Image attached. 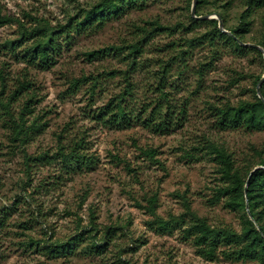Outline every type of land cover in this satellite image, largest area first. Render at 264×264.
I'll return each mask as SVG.
<instances>
[{
    "label": "rangeland",
    "instance_id": "obj_1",
    "mask_svg": "<svg viewBox=\"0 0 264 264\" xmlns=\"http://www.w3.org/2000/svg\"><path fill=\"white\" fill-rule=\"evenodd\" d=\"M99 1L0 0V16L13 19L0 24V264H264L226 259L219 253L224 245L207 260L181 237L184 225L170 232L151 228L147 210L155 197V215L168 220L183 214L185 201L211 227L241 231L243 212L214 201L226 183L209 145L224 149L247 178L260 166L264 130L223 128L217 109L254 100L264 74L261 52L210 41V23L190 25L193 0H145L101 27L74 32L71 26L46 65L26 61L37 40L33 33L57 30ZM243 1L204 0L196 11L220 13L224 28L234 27ZM263 18L264 8L248 18L242 42L256 44ZM150 23L166 30L151 31ZM138 41L142 51L126 97L129 120L112 125L98 114L125 88L127 50L85 54ZM111 70L116 73L107 75ZM87 75L97 77L93 93L91 82L71 86ZM24 80L30 86L13 97ZM28 99L23 128L36 122L38 130L22 142L14 139V120ZM76 143L87 158L79 166L58 154ZM67 240L72 245L63 254L44 248ZM93 241L105 245L92 249Z\"/></svg>",
    "mask_w": 264,
    "mask_h": 264
},
{
    "label": "trees",
    "instance_id": "obj_2",
    "mask_svg": "<svg viewBox=\"0 0 264 264\" xmlns=\"http://www.w3.org/2000/svg\"><path fill=\"white\" fill-rule=\"evenodd\" d=\"M145 0H101L91 6L88 10L83 12V15L78 18H71L69 22L60 27L57 30L45 32L44 30H38L33 33L36 37L35 45L30 48L27 54L28 62L40 63L46 65L51 57V51L54 50L58 43L57 39L61 34H65L68 37V28L72 26V31L79 32L87 27H101L106 22L107 18L111 15L119 14L123 11L124 7L139 6ZM204 0H198L196 9ZM244 10L240 15L239 23L234 27L225 26V29L231 33V35L222 33L217 27V21L215 19L200 21L195 20L191 16L190 25H198L202 23H210L212 25V31L208 34L209 40L213 41L219 38L230 46L232 45L236 51L245 52L252 51L259 54V51L250 47L239 45L233 38L236 37L240 41L243 40V35L248 31L250 20L248 18L257 10L264 8V0H244ZM195 14L200 16L201 14L195 10ZM223 22L224 16L219 13ZM75 19V23L72 25V21ZM13 19L8 16H0V24L11 22ZM154 26L151 31L166 30V27L159 25L158 23H150ZM262 30L260 38L256 42L264 49V18L262 19ZM151 33V32H148ZM207 35V34H206ZM203 35L202 37H207ZM145 41V38L141 42ZM193 41V40H191ZM189 41V43H191ZM124 50L127 53L123 56V60L126 61L128 68L121 73L125 81V88L122 92H119L115 97L111 98L107 104L100 110L99 116H107L106 121L112 125H122L127 123L131 110L126 97L131 93L132 83L129 81L130 71L135 69L138 64V56L141 54V43L135 42L126 47L123 46H107L104 48L92 50L88 52L86 57L98 58L109 53L120 55ZM116 71L106 72L107 75H112ZM258 78L256 81H259ZM85 82H91L89 87L90 93L95 90L97 83L96 76H80L74 78L71 81L72 87H78ZM30 86L28 81H22L16 90L13 92V97L20 93L24 89ZM261 95L264 98V81L260 87ZM12 99V98H11ZM0 101V107L5 108V104ZM30 100H26L21 108V113L17 122L14 120V139L26 141L30 136L29 133L36 132V122L31 123L29 126L23 128V113L31 111L29 107ZM218 124L223 128H246L249 130H264V103L254 95L252 101H241L235 106H226L224 108L217 109ZM13 121V120H12ZM150 121V120H149ZM156 127H159L158 125ZM80 146L78 143L73 148L65 152L63 148H60L58 154L62 161L72 165H78L84 163V153L79 152ZM209 150L214 154L215 159L219 164V171L225 181V186L217 188L214 201H223V205L232 210H241L243 226L240 232H235L230 229L213 228L204 218L199 217L194 213L190 207L184 201L185 211L178 217H171L168 220H163L155 215L156 198L151 197L148 200L147 210L154 219L149 222L151 228H156L161 232H170L174 227L184 225L181 229V237L184 240H190L195 248L196 253L207 259L214 260L218 257L217 250L219 245H224L226 249L221 250L219 253L230 260H264V157L258 160V165L263 168L254 170L249 180L247 181V175L235 168L230 155L226 151L218 146L209 145ZM147 153H153V150ZM246 186V192L244 187ZM245 195L247 201L245 200ZM184 199V198H183ZM246 204L248 210H246ZM72 245V240L65 242L52 243L45 245L44 248L54 256L65 253ZM105 245L104 242L93 241L90 243V248L100 249Z\"/></svg>",
    "mask_w": 264,
    "mask_h": 264
},
{
    "label": "water",
    "instance_id": "obj_3",
    "mask_svg": "<svg viewBox=\"0 0 264 264\" xmlns=\"http://www.w3.org/2000/svg\"><path fill=\"white\" fill-rule=\"evenodd\" d=\"M197 1L198 0H193L192 1V5H191V10H190V16L195 19V20H200V21H204V20H208V19H215L217 21V26H218V29L220 32L222 33H225V34H228V35H231V33L229 31H227L225 28H224V24H223V20L221 18V16L219 14H214L213 16L211 15H200V16H197L195 14V10H196V4H197ZM233 38L236 40V42L241 45V46H245V47H250V48H253V49H256L258 50L259 52H261L262 56H263V60H264V49L260 46V45H257V44H253V43H245V42H242L240 41L239 39H237L236 37L233 36ZM264 81V74L263 76L260 78V80L257 82V86H256V92H257V96L258 98L264 103V98L263 96L261 95V91H260V87H261V84L263 83ZM259 168H263L262 166H258L256 168H254L250 173H249V176L247 178V181L249 180L251 174L254 172V170L256 169H259ZM244 192H246V186L244 187ZM245 200L247 201V198H246V195H245ZM246 210H248V206L246 204Z\"/></svg>",
    "mask_w": 264,
    "mask_h": 264
}]
</instances>
